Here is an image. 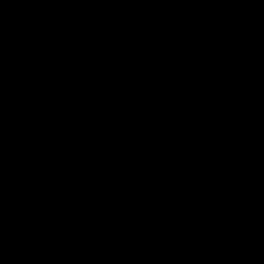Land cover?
Returning a JSON list of instances; mask_svg holds the SVG:
<instances>
[{
  "label": "water",
  "instance_id": "obj_1",
  "mask_svg": "<svg viewBox=\"0 0 264 264\" xmlns=\"http://www.w3.org/2000/svg\"><path fill=\"white\" fill-rule=\"evenodd\" d=\"M0 264H264V0H0Z\"/></svg>",
  "mask_w": 264,
  "mask_h": 264
}]
</instances>
